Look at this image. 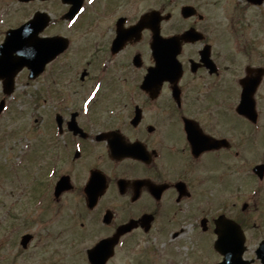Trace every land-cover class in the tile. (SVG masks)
<instances>
[{"label": "flooded vegetation", "instance_id": "obj_1", "mask_svg": "<svg viewBox=\"0 0 264 264\" xmlns=\"http://www.w3.org/2000/svg\"><path fill=\"white\" fill-rule=\"evenodd\" d=\"M48 1L39 35L64 49L35 78L25 132L52 172L60 250L40 264H219L223 218L262 264L244 188L245 81L264 131V0Z\"/></svg>", "mask_w": 264, "mask_h": 264}, {"label": "rangeland", "instance_id": "obj_2", "mask_svg": "<svg viewBox=\"0 0 264 264\" xmlns=\"http://www.w3.org/2000/svg\"><path fill=\"white\" fill-rule=\"evenodd\" d=\"M53 4V1L20 3L18 0H0V43L8 28L19 26L37 9L48 11ZM36 84L37 81L30 79L27 71H24L16 80L15 92L11 96H5L0 81V100L5 98L6 103L9 104L6 111L0 115V220H6L17 213L20 219L29 220L26 229L36 235L35 246L28 250L22 248L18 239L16 245H13V242L11 245L0 247V264H4L3 258L5 261L11 259L10 261L13 262L15 257L16 264H40L41 255L46 250L55 247L60 250L59 245L50 244L52 232L48 221L50 216L57 217L55 204L50 201L51 198L48 197L47 200L45 197L41 198L39 194L41 187L42 189L44 187L41 184L50 180L47 175V160L42 153L41 160L36 162L35 155L31 158L32 150L26 145L30 144L29 139L32 135L30 134L28 138V133L25 131L32 123L29 121L38 114L33 105ZM245 132L247 138H245L244 191L245 202L251 204V212L248 214L250 224L245 222V225L249 228L250 243L255 246L264 238V189L261 182L252 174V168L264 159V131L245 123ZM35 192L36 195L39 194L37 197L34 195ZM42 193L46 196L44 191ZM39 199H42V203H38ZM28 209L34 210L27 213ZM254 222L261 224L260 229L263 232L251 229ZM11 224L14 225L13 219ZM21 230L25 232L23 226Z\"/></svg>", "mask_w": 264, "mask_h": 264}, {"label": "water", "instance_id": "obj_3", "mask_svg": "<svg viewBox=\"0 0 264 264\" xmlns=\"http://www.w3.org/2000/svg\"><path fill=\"white\" fill-rule=\"evenodd\" d=\"M47 19V16L44 14H36L32 20L23 26L17 29H11L6 33V39L0 45V79L4 81L5 93L10 94L13 92L15 76L20 69L28 66L31 69V75L34 76L43 69L46 62L51 60L59 52L53 46L52 39H40L38 37V32L46 25ZM174 40L176 39L169 40L171 49L172 43H176ZM253 92L254 90L251 88L245 87V114L251 117L254 115L252 114L254 112L252 101ZM3 105L2 101L0 111ZM255 170L262 174L264 172V166H258ZM230 227L233 228V234L236 235L234 249H237L242 242V232L236 225H230ZM261 250L263 254L260 255L264 262V246L259 251ZM232 258L238 259L239 256L235 255ZM224 264L237 263L236 261L227 259ZM245 264L247 263L245 262Z\"/></svg>", "mask_w": 264, "mask_h": 264}]
</instances>
